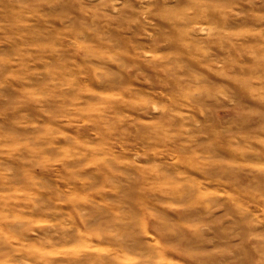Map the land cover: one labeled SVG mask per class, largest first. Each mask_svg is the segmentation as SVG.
<instances>
[{
  "label": "rangeland",
  "instance_id": "rangeland-1",
  "mask_svg": "<svg viewBox=\"0 0 264 264\" xmlns=\"http://www.w3.org/2000/svg\"><path fill=\"white\" fill-rule=\"evenodd\" d=\"M0 264H264V0H0Z\"/></svg>",
  "mask_w": 264,
  "mask_h": 264
}]
</instances>
